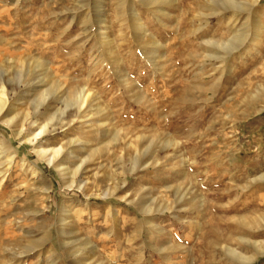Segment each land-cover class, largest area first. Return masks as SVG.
Segmentation results:
<instances>
[{"label":"rangeland","instance_id":"374dc122","mask_svg":"<svg viewBox=\"0 0 264 264\" xmlns=\"http://www.w3.org/2000/svg\"><path fill=\"white\" fill-rule=\"evenodd\" d=\"M235 1L234 26L229 11L207 27L211 0H0V76L23 81L18 108L46 95L40 113L75 114L66 103L86 97L79 119L36 143L45 117L20 136L0 120V264H50L48 249L57 264H243L234 251L257 242L264 253V0ZM235 35L222 63L210 41ZM74 139L97 149L80 164L88 150L73 145L74 176L37 152ZM64 211L74 248L61 244Z\"/></svg>","mask_w":264,"mask_h":264},{"label":"bare ground","instance_id":"6f19581e","mask_svg":"<svg viewBox=\"0 0 264 264\" xmlns=\"http://www.w3.org/2000/svg\"><path fill=\"white\" fill-rule=\"evenodd\" d=\"M259 1L260 0H254V3L256 4ZM211 3H212V5L210 7V12L208 14H206V26L207 27L210 26V24H211V20H210L211 17L216 16V15H224L225 12H229V11H230V13L232 12V14L234 16V15H236V11H237L236 9L239 8V6L241 7L242 4H243V3H237L235 0H211ZM247 4H249V3H247ZM240 10H242V9H240ZM232 17H230L231 19H229V24H231V26L232 25L234 26L235 23H236L235 22L236 18L234 16L233 19H232ZM261 31H262V29L259 26L257 28V32L255 34L256 35V39L259 38ZM211 43L215 47H217L218 50H220L217 53L218 56H219L217 58H219L222 63L224 62L225 56L227 54H230V52L236 50L241 45L240 44V39H239V37L237 35H235L234 37H232L231 39H229L226 42H211L210 41V44ZM22 82H23L22 80H18L17 82H13V81H10V80H5L2 75L0 76V120H3L4 122L8 123L9 125L16 126L17 128L14 129V132H15V135L16 136L22 135L27 130L26 122L30 118H37L39 116H40V118H42L41 116H43V118L45 117L44 123L43 122L42 123L41 122H38V120H40V119H36V120H34L32 122L33 123V126L34 125H37V128L39 130L37 132L34 130L36 132L35 133L33 131L34 134L31 132V134H33V136H31V138L29 137L28 140L31 143H36L37 142V139L39 137H41L42 135H44V134L52 131L51 128H53V130H56L57 127L65 128V127L71 126V124L74 123L76 121V119H79L80 118V114L84 111L83 108H84V106L86 104V97L83 95V91L75 94L73 97L70 98L69 103H66V107L71 106V105H75L76 106V112H75V114L67 113V111L66 112L65 111H62V113L59 116H58V113L57 114L56 113H51L50 114L49 112H46V111H45L46 113H44V112L40 113L41 112L40 111L41 110V107L44 106V107L47 108V106H48V105L46 106V101H45L46 100V98H45L46 95H45V97H43V99H44L43 102L40 101L41 99L40 100L35 99L32 105H29L27 108L20 109V108H18V106L22 104L21 102L23 101V97L25 96L22 93V91L20 90L21 89V86H22ZM25 86H28L27 89L30 90L31 85L27 84ZM32 86H34V85H32ZM12 93H15L17 95V101H15V102H11L10 101V96H11ZM83 97H84V99H83ZM47 111H49L48 108H47ZM34 128H35V126H34ZM91 128H93V126H91ZM88 144H87L86 141H83L82 139H74V140H69L68 144L65 143L64 145H60L58 147H55V146L53 147L52 146L51 148L50 147L48 148V146L45 145V146L41 147V149L38 150L37 152L39 154H41L42 156H44L47 159V162L50 165H56L57 167H60L59 168L60 171L65 176H68V175H73L74 176V174H76L75 173L76 170L72 169L70 166H68L66 163H64V157L67 156L66 158L67 159H71V160L76 159V154H75V150H74L75 147H73V145H77V146H79L80 148H82L84 150H88L86 152L87 153V156L84 159H81V160L78 159V160H80V164H83L87 160V158H89V160L92 161V158H94V156H95V154L97 152V149H91V150H89L90 147H89ZM6 145H7V143H6ZM131 164H132L131 170L132 171L136 170L137 169V166H138L137 161L136 160H131ZM78 170H79V168H78ZM38 172L39 171L34 170V174L35 175ZM31 175H33V174L31 173ZM30 183H31V181H30ZM72 183H73L72 180H67V183L66 184L70 186ZM32 184H33V187L34 188L35 187H41V186H45L46 185V189H45L46 190L45 191L46 194H49L50 191H51V186H52L51 183L48 182L43 177H42V179H40L38 181L37 179H35V176H34L33 183ZM30 188H31V186H30ZM125 199L131 205L137 206V208L139 210H141L144 214L152 212L151 209H148L147 208V205H146L145 202L144 203H142V202L137 203V201L134 200V199H128L126 197H125ZM61 209H62V206H61ZM43 211H45V210L43 209V210H41L39 212L40 215L42 214L41 212H43ZM65 213H67V212H65V211L62 212L63 215H61L60 218H59V228H58V231L60 233L59 235H60V238L62 240V243L61 244L65 245V246L66 245H70L68 247L74 248L73 246H74V243L75 242L72 240V238L67 239L66 236H65L67 234V229L65 228V223H66V214ZM34 217H36V216H34ZM29 234H31V233H29ZM44 234H46L44 236L46 238L50 235V234L48 235V231H46V233H44ZM32 244L33 245L31 247V250H33V249H35L37 247V242L36 241L32 242ZM253 245L255 246V248L257 250V253H254L252 255H246V254H243L241 252L234 251V254L236 255V257H238V259L243 264H252L253 262H255L256 260L259 259V256H260L259 254H261V255L264 254L263 253V247H262V245H261L260 242L254 243ZM48 251H49V254H52V258L49 260V262H51L52 264L60 263L59 262V258L56 256V254H57V253H55L56 251L55 250L52 251L50 249H48ZM74 251H72V253L74 254V255L72 254L73 256L76 255L75 254L76 251L75 252ZM25 252H29V250L28 251H25ZM78 252H79V250H78ZM76 256H77L76 257V260H75V258H74V260L77 261V262H81L80 261V257L82 255L80 256V254H78ZM49 257H51V256H49Z\"/></svg>","mask_w":264,"mask_h":264}]
</instances>
